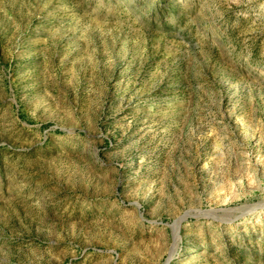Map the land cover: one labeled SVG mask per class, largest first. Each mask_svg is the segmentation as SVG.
Returning a JSON list of instances; mask_svg holds the SVG:
<instances>
[{
    "label": "rangeland",
    "instance_id": "rangeland-1",
    "mask_svg": "<svg viewBox=\"0 0 264 264\" xmlns=\"http://www.w3.org/2000/svg\"><path fill=\"white\" fill-rule=\"evenodd\" d=\"M165 263L264 264V0H0V264Z\"/></svg>",
    "mask_w": 264,
    "mask_h": 264
},
{
    "label": "water",
    "instance_id": "water-1",
    "mask_svg": "<svg viewBox=\"0 0 264 264\" xmlns=\"http://www.w3.org/2000/svg\"><path fill=\"white\" fill-rule=\"evenodd\" d=\"M241 207H236V208H233L231 210H237V209H240ZM201 214L203 215H210L209 213H211V210H204V211H199ZM245 214V212H241L240 215L236 216L234 219H237L241 216H243ZM188 214H185V216L177 219L176 221H174V223L171 225V230H172V233L174 232V229L176 228V238H177V242L179 241L180 239V235H179V229H180V223L181 221L187 216ZM173 240H174V233H173ZM175 241V240H174ZM168 262V260L166 261V263ZM165 263V264H166Z\"/></svg>",
    "mask_w": 264,
    "mask_h": 264
},
{
    "label": "bare ground",
    "instance_id": "bare-ground-1",
    "mask_svg": "<svg viewBox=\"0 0 264 264\" xmlns=\"http://www.w3.org/2000/svg\"><path fill=\"white\" fill-rule=\"evenodd\" d=\"M176 231H177V230H176V228H175V229H174V232H173V233H174V240H175V242L177 241V238H176Z\"/></svg>",
    "mask_w": 264,
    "mask_h": 264
}]
</instances>
